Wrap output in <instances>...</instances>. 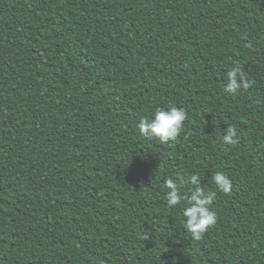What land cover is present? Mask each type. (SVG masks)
<instances>
[{"label":"trees","instance_id":"trees-1","mask_svg":"<svg viewBox=\"0 0 264 264\" xmlns=\"http://www.w3.org/2000/svg\"><path fill=\"white\" fill-rule=\"evenodd\" d=\"M171 106L176 140L140 134ZM193 172L199 241L165 195ZM0 264H264V0H0Z\"/></svg>","mask_w":264,"mask_h":264},{"label":"clouds","instance_id":"clouds-1","mask_svg":"<svg viewBox=\"0 0 264 264\" xmlns=\"http://www.w3.org/2000/svg\"><path fill=\"white\" fill-rule=\"evenodd\" d=\"M242 39H247V33L242 34ZM249 81L243 74L240 65L234 64L226 72V83L223 90L229 95L236 96L242 90L249 88ZM187 112L183 107L171 106L157 108L151 116L142 117L138 122L139 132L142 136L156 139L160 143L176 140L184 131ZM238 131L234 125L227 124L222 136L224 145L238 143ZM216 189L225 194L232 191V180L222 171L211 176ZM189 185L188 191L183 189ZM202 177L199 172H193L186 178H168L165 181L166 203L169 208L182 205L184 228L194 240H201L209 228L217 222L216 212L212 205L216 199L217 191H211L202 186ZM148 234L145 238H147Z\"/></svg>","mask_w":264,"mask_h":264}]
</instances>
